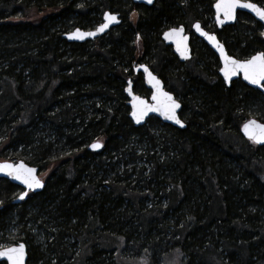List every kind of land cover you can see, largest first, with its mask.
<instances>
[{
	"label": "trees",
	"instance_id": "16d2710c",
	"mask_svg": "<svg viewBox=\"0 0 264 264\" xmlns=\"http://www.w3.org/2000/svg\"><path fill=\"white\" fill-rule=\"evenodd\" d=\"M212 3L0 0V141L49 170L43 190L15 205L21 190L0 179V246L24 243L27 264H118L117 248L101 241L122 238V252L152 253L155 264L171 250L186 264H264V145L239 133L250 118L264 123V95L240 80L226 87L215 55L195 37L183 64L160 38L198 21L239 60L264 53L258 22L238 13L217 30ZM105 11L121 20L106 35L63 38L95 28ZM140 63L180 102L184 129L155 117L133 126L123 91L131 79L148 97L132 73ZM94 141L98 152L87 150ZM11 224L14 235L5 232Z\"/></svg>",
	"mask_w": 264,
	"mask_h": 264
},
{
	"label": "water",
	"instance_id": "95a60500",
	"mask_svg": "<svg viewBox=\"0 0 264 264\" xmlns=\"http://www.w3.org/2000/svg\"><path fill=\"white\" fill-rule=\"evenodd\" d=\"M132 3L136 4V5H144L147 7H151L154 3L155 0H152L151 3H148V0H131ZM218 0H214L213 4H212V11H213V15H214V20H215V25L217 30L223 28V27H227V26H232L236 23L237 20V14L238 13H244L249 15L250 17H252L256 22H258L262 28H264V20H260L259 17L250 9L248 8H242V7H236L233 10L232 13V17L231 18H227L225 16L224 10L222 9L219 13L217 12V8H216V4H217ZM242 3L245 2H250L253 3L249 0H241ZM256 4V3H254ZM258 7L262 8L261 6H259L258 4H256ZM264 9V8H262ZM109 14L110 16H115L116 20L112 21L110 23H108V27L105 28L102 32L97 31L98 27L101 24H104L106 22L105 20V14ZM218 18L220 21H223L222 23L218 22ZM120 16L117 13H111L109 11H105L102 14L101 17V23L96 26L95 28L91 29V30H83V29H79V28H75L69 32H67L66 34L63 35V38L68 42V43H85V42H92L104 35H106L110 30H112L113 28H115L116 26L120 25ZM199 25L200 26V30L198 31L195 27V25ZM176 30L175 32H173L172 30ZM77 30H79L80 33H95V35L89 36V35H85L82 39H78V38H70L72 37V34L77 33ZM201 32L203 33H207L208 35H202ZM166 33H169V36H165ZM191 36L195 37L197 40H199L200 42H202L216 57L217 61H218V71H217V75L218 77L221 79V81L225 84L226 87H229L231 82L235 81V80H240L245 86L258 90L261 94L264 95V81H261L260 84H251L248 80L244 79V73L242 70H239L236 72L235 75H232L229 79H225L224 76V72L222 71V69L225 68V60L222 57L221 54V50L219 46H222L223 49V54L227 57H231L234 60H238V61H245L250 59L252 56H255L257 53H262V52H256L253 55H251L249 58L244 59V60H239L234 58L233 56H230L225 47L223 46V44L218 40L217 35L215 33H211L206 31L202 26L201 23L196 21L194 22L191 27H190V32L187 31V29L183 26V25H179L176 27H171L168 28L166 30H164L160 36L161 41L163 42V44L165 46L170 47L171 52L173 53V55L177 58V60L179 61V63H185L186 61L190 60L192 57L191 54V46H190V41H191ZM212 36L215 37V40H210L208 37ZM183 53V54H182ZM229 67H231V65H229ZM147 68L148 69V73H151L152 76H154L156 78V80L159 81V85L155 84V81H152L151 78L149 77L148 73H146L144 71V69ZM132 73L134 76H141L142 79V84L144 86V88L149 92L148 97H141L140 95L136 94L133 91V83L131 81V79H128L126 81L125 87H124V95L127 99L126 105L128 107V118L131 121V123L133 124L134 127H139L142 126L143 124H145V122L147 121L148 118L150 117H155L157 118L162 124H167L170 125L174 128H178V129H184L185 128V123L179 118V113L181 110V104L180 102L174 97L173 94H171L170 92H167L164 88V85L162 83V81L153 73L151 72V70L148 68V66L144 63H140V64H135L132 68ZM163 93H167L168 96H171L172 100L175 101L177 104L180 105L179 108L175 109V116L176 119L180 120V124H177L175 122V120H171V119H166L165 115L163 114L165 111V107L166 105H168L170 103V101H168L166 99V97L163 95ZM139 98V100H142L144 102L145 105L152 107V108H157V111H148L146 115L143 116V118L140 120L139 123H137L136 119L133 117L132 113L134 111L133 105L134 104H138V101L135 98ZM155 97V98H154ZM249 121H255L257 124L260 125H264V123L259 122L258 120L254 119V118H250L246 121H244L240 128H239V133L240 135L245 139L248 140L250 142H252L253 144H255L256 146H263L264 145V141L262 142H255L253 139L249 138V134L251 133L254 136H261L262 135V130L259 128H256L255 125H251L248 129V131L246 132L244 129V125L247 124ZM181 124L183 126H181ZM94 144H99V147H92V145ZM102 148V143L99 141H94L92 143H90L87 147L88 151L91 152H98L100 151ZM3 164H11L14 167L19 166L20 164L25 165V168H30V169H34L35 171L32 173V175L41 182V187L39 188H34V189H29L27 187L26 184L22 183L20 180L14 179L12 175H8L7 173L11 170L9 169H4V170H0V179H3L7 182H9L12 185L17 186L21 191L18 194V196L11 202V204L15 205V204H19L20 202H22L23 200H25L29 195L32 194H36L39 193L43 190L45 182L41 181V179H39L38 177V169L36 167L33 166H29L27 165L25 162L23 161H18L16 164H12L10 162H2L0 163V165ZM21 193H27V195L23 198L20 199V195ZM24 245V256H23V264H27V248L26 245L22 242H19L17 244L14 245H10V246H4L0 248V251H3L5 249L8 248H12V247H18L19 245ZM0 262H4L5 264H10V262L7 260L6 257L0 256Z\"/></svg>",
	"mask_w": 264,
	"mask_h": 264
},
{
	"label": "snow or ice",
	"instance_id": "6c2138e0",
	"mask_svg": "<svg viewBox=\"0 0 264 264\" xmlns=\"http://www.w3.org/2000/svg\"><path fill=\"white\" fill-rule=\"evenodd\" d=\"M152 0H148V3H151ZM236 7H242V8H248L251 11H253L260 20H264V9L258 7L254 3L245 2L242 3L241 0H218L216 4L217 12L219 13L222 9L224 10L225 16L227 18L232 17L233 10ZM105 20L106 22L104 24H101L97 31L102 32L105 28L108 27V23L115 21V16H110L109 14H105ZM218 22L222 23L223 21H220L218 18ZM196 29L199 31L200 26L197 24L195 25ZM175 32L176 30H172ZM202 35L207 36V33L201 32ZM85 35H95V33L89 32V33H80L79 30H77V33L72 34V37L70 38H78L82 39ZM169 33H166L165 36H169ZM210 40H215V37L209 36ZM221 50V54L223 59L225 60V68L222 69L224 72L225 79H229L232 75H235L237 71L242 70L244 73V79L248 80L251 84H260L261 81H264V53H257L255 56H252L250 59L245 61H238L234 60L231 57H227L223 54L222 46H219ZM183 54V53H182ZM231 65V67H229ZM144 71L148 73V69L145 68ZM149 77L152 81H155L156 85H159V81L156 80L154 76L151 75V73H148ZM163 95L166 97L170 103L166 105L164 115L166 119L175 120L177 124H180V120L176 119L175 116V109L179 108L180 105L177 104L175 101L172 100L171 96H168L167 93H163ZM155 98V97H154ZM138 101V104H134L133 108L134 111L132 113L133 117L136 119L137 123L140 122V120L143 118L144 115L147 114L148 111H157V108H152L144 104L142 100H139V98H135ZM251 125H255L256 128H259L262 130L261 136H254L251 133L249 134V138L253 139L255 142L259 143L264 141V125L257 124L255 121H249L247 124L244 125V129L247 132L249 127ZM181 126H183L181 124ZM99 144H94L92 147H99ZM9 169L7 174L12 175L14 179L20 180L22 183L26 184L29 189L39 188L41 187V182L37 180L32 173L35 171L34 169L25 168V165L20 164L19 166L14 167L11 164H3L0 165V170ZM27 193H21L20 199H23ZM0 256L6 257L7 260L10 262V264H23V256H24V245H19L18 247H12L5 249L3 251H0Z\"/></svg>",
	"mask_w": 264,
	"mask_h": 264
},
{
	"label": "rangeland",
	"instance_id": "374dc122",
	"mask_svg": "<svg viewBox=\"0 0 264 264\" xmlns=\"http://www.w3.org/2000/svg\"><path fill=\"white\" fill-rule=\"evenodd\" d=\"M43 15H45V13L43 12H35L33 14V17H42ZM137 17L136 13H132L131 16L129 17L131 19V21H135ZM13 21H17L18 19H12ZM18 21H24L22 19H19ZM190 32V30L188 31ZM262 33L264 34V28H262ZM1 140V137H0ZM5 145H3V143H1L0 141V163L2 162H10L12 164H16L18 161H20V159L18 160L16 158L17 156V152L18 151H14L12 148H4ZM49 175V170L45 171V172H38V177L39 179H41V181L45 182L47 177ZM17 228L15 225H9L6 229L5 232H7L8 235H14L16 234ZM30 233L33 236V240H34V244L35 245H39L42 244L44 242V237H43V233L40 229L37 228H33L31 229ZM104 244H107L109 246H114L117 248V254L114 256L115 259H117V263L118 264H155L154 259H153V255L151 254H140L138 256H130L131 253L127 252V251H121V246L123 242L122 238H115V240L112 242L108 241V240H103L101 241ZM6 246V244L1 245V247ZM86 251V248H85ZM129 255V256H127ZM81 261L80 259L78 261H76L74 264H80ZM157 264H186L185 263V259L182 257L180 250H171L168 253H164L161 256V259L158 261Z\"/></svg>",
	"mask_w": 264,
	"mask_h": 264
},
{
	"label": "flooded vegetation",
	"instance_id": "af4514ba",
	"mask_svg": "<svg viewBox=\"0 0 264 264\" xmlns=\"http://www.w3.org/2000/svg\"><path fill=\"white\" fill-rule=\"evenodd\" d=\"M131 1V0H130ZM213 2H214V0H213ZM134 4V3H133ZM213 4V3H212ZM211 9H212V5H211ZM213 12V11H212ZM238 15V14H237ZM212 21H213V23H214V25H215V20H214V15H213V17H212ZM215 28H216V25H215ZM224 28V27H223ZM217 29V28H216ZM222 29V28H221ZM220 30V29H219ZM231 56V55H230ZM235 58V57H234ZM237 59V58H236ZM132 81V80H131ZM225 85V84H224Z\"/></svg>",
	"mask_w": 264,
	"mask_h": 264
}]
</instances>
